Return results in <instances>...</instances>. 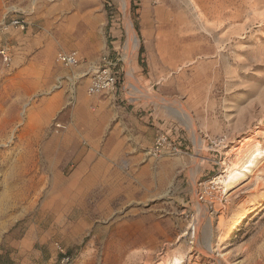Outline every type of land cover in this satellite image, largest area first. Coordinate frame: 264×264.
<instances>
[{
  "label": "rangeland",
  "instance_id": "374dc122",
  "mask_svg": "<svg viewBox=\"0 0 264 264\" xmlns=\"http://www.w3.org/2000/svg\"><path fill=\"white\" fill-rule=\"evenodd\" d=\"M3 48L0 264H264V0H0Z\"/></svg>",
  "mask_w": 264,
  "mask_h": 264
},
{
  "label": "built area",
  "instance_id": "2783aa9c",
  "mask_svg": "<svg viewBox=\"0 0 264 264\" xmlns=\"http://www.w3.org/2000/svg\"><path fill=\"white\" fill-rule=\"evenodd\" d=\"M6 22L4 21V25ZM10 25L19 28L21 30L26 29L27 22L20 16L12 18L9 22ZM1 55L3 56L6 62L10 61V54L5 48L0 50ZM57 61L65 66L73 67L77 66L80 61V55L77 50L71 51H60L57 54ZM111 65V62H108ZM107 64L98 65L93 69L92 79L88 86V91L90 94H97L104 90L113 88L115 84V76L110 71V66ZM167 136L164 133H160L154 144V152H159L168 146ZM200 198L203 199L204 195L199 192Z\"/></svg>",
  "mask_w": 264,
  "mask_h": 264
},
{
  "label": "bare ground",
  "instance_id": "6f19581e",
  "mask_svg": "<svg viewBox=\"0 0 264 264\" xmlns=\"http://www.w3.org/2000/svg\"><path fill=\"white\" fill-rule=\"evenodd\" d=\"M132 40H133L132 43L134 45H137V40L135 38H132ZM255 158H256V155L255 156H251L250 159L248 158L249 160L245 161V163L243 165H240V166L235 165V166L227 169V172L225 173V175L222 174L224 181H226V183L229 184V182L236 181L237 179L242 177L244 175V172H246L247 169H249V166L253 165Z\"/></svg>",
  "mask_w": 264,
  "mask_h": 264
},
{
  "label": "crops",
  "instance_id": "0c3cea01",
  "mask_svg": "<svg viewBox=\"0 0 264 264\" xmlns=\"http://www.w3.org/2000/svg\"><path fill=\"white\" fill-rule=\"evenodd\" d=\"M83 12V13H82ZM89 16V12H88V10H86V11H80V10H77V11H75L74 12V14L72 15V17L73 18H80V17H84L85 19H87V17ZM102 36V35H101ZM103 38V37H102ZM103 43H104V40L102 41V44H101V46H103ZM105 51H103V52H100V53H98V54H94L93 55V59L94 60H96V61H98V62H100V60L102 59V60H104L106 57H104L105 56Z\"/></svg>",
  "mask_w": 264,
  "mask_h": 264
},
{
  "label": "trees",
  "instance_id": "16d2710c",
  "mask_svg": "<svg viewBox=\"0 0 264 264\" xmlns=\"http://www.w3.org/2000/svg\"><path fill=\"white\" fill-rule=\"evenodd\" d=\"M142 50V49H141Z\"/></svg>",
  "mask_w": 264,
  "mask_h": 264
}]
</instances>
